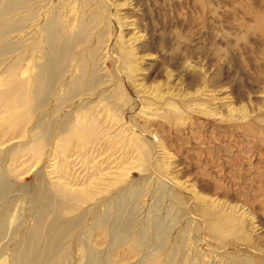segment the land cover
I'll use <instances>...</instances> for the list:
<instances>
[{"label": "rangeland", "instance_id": "374dc122", "mask_svg": "<svg viewBox=\"0 0 264 264\" xmlns=\"http://www.w3.org/2000/svg\"><path fill=\"white\" fill-rule=\"evenodd\" d=\"M11 4L0 15V91L5 79L32 85L50 29L70 48L37 104L0 103V264H12L35 210L62 189L76 199L59 214L49 264H86L88 250L99 264H264V0H0V9ZM18 111L28 119L16 126ZM83 117L92 140L62 146ZM38 139L40 154L30 150ZM121 205L125 239L112 247ZM101 215L106 234L93 226ZM213 215L232 220L230 236L206 229Z\"/></svg>", "mask_w": 264, "mask_h": 264}, {"label": "bare ground", "instance_id": "6f19581e", "mask_svg": "<svg viewBox=\"0 0 264 264\" xmlns=\"http://www.w3.org/2000/svg\"><path fill=\"white\" fill-rule=\"evenodd\" d=\"M16 5L17 4H11L7 5L6 7H1L0 15L7 14L10 11H13ZM57 34L58 33L54 28L50 29L46 33V56L48 58V62L45 65L43 64L40 67L38 66V72L34 77L30 79L32 85H30L29 81L22 87H17L18 85H12L9 79L4 80L3 83L7 87L6 89L0 91V103L3 106L5 105L6 107H8L9 111L25 105L27 103L28 97L32 99L33 104H37L47 84L50 83L60 72V64L62 60L68 55L70 47L68 44V40L63 39L64 41L58 43ZM1 36L2 35H0V38ZM7 72L10 74L12 73V70L8 69ZM19 112L21 111L16 112L18 113L16 115L13 113L14 116L11 118V122H13V125L18 126L28 119L27 112ZM95 128L96 127L93 123L87 121V119L83 117L78 123L67 129V133L63 137H61L60 143L62 146L66 147L67 143L73 140L80 146V148H85L88 142H90L94 137L96 131ZM39 139L34 141V143H32V145L30 146V150L36 154H40L41 150L43 149L42 147H44L42 146V143L39 141ZM7 189L8 183L5 179L2 178L0 180V203ZM62 190H57L58 198L56 202L45 199L44 201L42 200L43 202L38 208L36 207L37 209L35 210L33 215L32 226L28 229L26 235L20 238L19 242L13 249L14 257L12 264H49V260L51 258V256H49L51 244L50 241L53 234L58 230V228L60 227L59 225H61L62 223L58 221L59 214L63 209H65L64 206H66L67 201L76 199V196L73 193L69 191L64 192V190ZM116 212L117 218L111 226L112 247L118 246L121 242L124 241L125 237L123 236V231L129 219V211L127 209L124 210L122 205L118 206ZM107 221L108 220L105 215H101L100 218L98 217L94 221L93 226L95 229L100 230L101 233L106 234L109 232ZM232 228V220L230 218L217 215L210 216L208 219V223L206 224V229L219 237L228 235L230 236L231 231L233 230ZM141 243L142 234L138 235V237H136V239L132 241L131 245L129 246V251L134 252L139 248ZM54 249L55 248H53L52 250ZM86 254L88 258L86 264H99L98 260H96L94 256H92L90 250H88Z\"/></svg>", "mask_w": 264, "mask_h": 264}]
</instances>
